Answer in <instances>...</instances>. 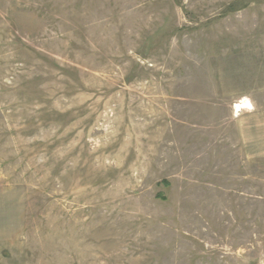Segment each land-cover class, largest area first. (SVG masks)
I'll return each mask as SVG.
<instances>
[{
  "label": "rangeland",
  "instance_id": "374dc122",
  "mask_svg": "<svg viewBox=\"0 0 264 264\" xmlns=\"http://www.w3.org/2000/svg\"><path fill=\"white\" fill-rule=\"evenodd\" d=\"M0 264H264V0H0Z\"/></svg>",
  "mask_w": 264,
  "mask_h": 264
},
{
  "label": "crops",
  "instance_id": "0c3cea01",
  "mask_svg": "<svg viewBox=\"0 0 264 264\" xmlns=\"http://www.w3.org/2000/svg\"><path fill=\"white\" fill-rule=\"evenodd\" d=\"M236 103H239L240 104L241 109L246 108L245 107V104L241 100H239V102H236Z\"/></svg>",
  "mask_w": 264,
  "mask_h": 264
},
{
  "label": "bare ground",
  "instance_id": "6f19581e",
  "mask_svg": "<svg viewBox=\"0 0 264 264\" xmlns=\"http://www.w3.org/2000/svg\"><path fill=\"white\" fill-rule=\"evenodd\" d=\"M234 108H235L236 111H239L240 110V106L238 104H235L234 105Z\"/></svg>",
  "mask_w": 264,
  "mask_h": 264
}]
</instances>
